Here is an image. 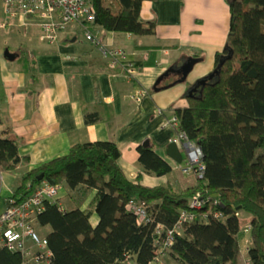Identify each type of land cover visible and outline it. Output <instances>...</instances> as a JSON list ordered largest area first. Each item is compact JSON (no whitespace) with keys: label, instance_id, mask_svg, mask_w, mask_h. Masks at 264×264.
Instances as JSON below:
<instances>
[{"label":"trees","instance_id":"16d2710c","mask_svg":"<svg viewBox=\"0 0 264 264\" xmlns=\"http://www.w3.org/2000/svg\"><path fill=\"white\" fill-rule=\"evenodd\" d=\"M143 1L92 0V24L153 34L156 21L140 17ZM229 7L226 44L232 55L187 104L173 108L176 132L184 131L202 150L201 174L197 163L192 174L183 169L186 156L178 162L183 175L195 180L146 183L140 172L128 175L114 140L77 141L20 176L12 193L17 204L43 181L66 190L58 200L43 199L31 217L37 230L48 227L38 231L47 237L55 264H169L163 257L176 264H264V0H230ZM248 14L258 31L247 27ZM228 48L216 51L215 66ZM85 119L99 116L88 112ZM137 149L143 170L164 176L173 169L152 145L139 143ZM26 158L11 129L0 132V169L12 170ZM195 197L204 203L191 206ZM134 204L144 207L142 215ZM21 259L20 252L0 249V264Z\"/></svg>","mask_w":264,"mask_h":264},{"label":"crops","instance_id":"0c3cea01","mask_svg":"<svg viewBox=\"0 0 264 264\" xmlns=\"http://www.w3.org/2000/svg\"><path fill=\"white\" fill-rule=\"evenodd\" d=\"M229 2L145 0L140 17L156 21L153 34L111 30L93 23L91 28L101 34L103 43L127 50L128 58L137 64L132 73L86 39L79 22H68L54 42H41L32 37L40 30L37 15L21 21L7 18L0 6V15H4L0 29L16 31L11 27H17L16 35L0 33V132L11 129L18 138V152L27 156L12 170L0 169V211L8 206V197L25 171L66 153L77 141L114 140L128 175L140 172L146 183L169 179L178 183V174L159 176L143 170L137 146L148 140L173 169H179V163L166 153L177 131L171 123L176 115L173 108L187 104L188 88L215 67L214 55L226 45ZM13 43L18 51L12 49ZM189 55L200 56V60L185 79H180L182 73L177 70L165 73ZM137 89L143 92L139 100L133 97ZM88 112L99 119L86 121ZM177 143L185 157V145ZM90 220L95 224L98 214L94 212Z\"/></svg>","mask_w":264,"mask_h":264},{"label":"built area","instance_id":"2783aa9c","mask_svg":"<svg viewBox=\"0 0 264 264\" xmlns=\"http://www.w3.org/2000/svg\"><path fill=\"white\" fill-rule=\"evenodd\" d=\"M0 6L7 18H16L21 21L29 20L37 15L40 30L32 37L41 42H54L61 28L70 21H77L82 24V32L86 39L98 45L103 54L111 56L113 63L122 62L130 73L134 72L136 64L128 58L127 50L123 46L103 43L101 34L93 32L91 26L95 14L92 0H0ZM2 25L3 22H0V26ZM26 38L29 39L31 36ZM142 93V89H137L133 97L139 100ZM171 123L178 124L176 115L171 118ZM172 140L181 141L186 147V161L183 169L192 174L194 172L192 165L197 163L201 174L203 154L198 144L189 141L184 131L176 132ZM62 189L61 185L43 181L24 203H10L1 210L0 249L6 248L20 252L22 256L20 264H55L47 237L40 234L32 224L30 215L42 208L43 199L62 198ZM204 201L203 197H195L191 201V206H200ZM133 207L141 215L145 210L140 204H134Z\"/></svg>","mask_w":264,"mask_h":264},{"label":"water","instance_id":"95a60500","mask_svg":"<svg viewBox=\"0 0 264 264\" xmlns=\"http://www.w3.org/2000/svg\"><path fill=\"white\" fill-rule=\"evenodd\" d=\"M226 48H228V45H225ZM8 53V52H7ZM232 55V49L228 48V51L226 53H223L220 57V60L217 64V66H215L211 71H209L207 74L199 77L194 83L193 85H191L188 88V95H194L195 91L199 89V91H201L203 85L209 80L214 78L215 76L219 75V71L221 68V65L223 64V62L225 61L226 58L230 57ZM200 60V56H196V55H189L185 61L178 67H174V66H170L165 73H168L171 70H180L182 73V76L180 77V79H185L188 75V73L191 71V69L193 68L194 64ZM145 145H147L149 143L148 140H145L143 142ZM166 153L175 161L180 162L183 159V154L181 149L178 146V143L174 140L169 141V143L166 146Z\"/></svg>","mask_w":264,"mask_h":264},{"label":"rangeland","instance_id":"374dc122","mask_svg":"<svg viewBox=\"0 0 264 264\" xmlns=\"http://www.w3.org/2000/svg\"><path fill=\"white\" fill-rule=\"evenodd\" d=\"M248 15H251L250 16V18L247 20V27L249 28V29H252L253 31H258L259 30V26L257 25V23L255 22V16L254 15H252V14H248ZM3 16L4 15H0V19H2L3 18ZM12 21H13V19H12ZM11 28H13V30H16V31H6V29H4V28H2V29H0V33L1 32H4V33H6V32H8L9 34H13V35H16V32H17V27H11ZM22 33H23V31H22ZM3 36L5 35V34H2ZM22 35V34H21ZM7 37V36H6ZM15 41H16V39H15ZM12 46H13V50L14 51H18L19 50V48L16 46V44H12ZM11 46V47H12ZM169 175L170 174H172V175H174V174H178V176H179V178H182V181L183 182H181V184H183V185H185V184H188V183H191L193 180H195V177L193 176H190V177H185L184 175H183V173H182V171H181V169L179 168H175V169H173L172 171H170L169 173H168ZM61 188H63L62 189V191H65L66 192V190H65V188L61 185ZM65 194V193H64ZM12 196V200H13V195H11ZM65 196V195H64ZM64 196H62V197H64ZM64 200H68V201H70V203L72 202L71 200V197H66ZM68 203V202H67ZM69 204V203H68ZM35 213H32L30 216H32L33 217V215H34ZM245 216H246V213L244 214ZM48 227H42V228H38V230L41 232V233H43V231L44 230H46ZM39 232V233H40ZM245 232V231H244ZM242 234H244V233H242ZM246 234V238H248V235H247V233H245ZM246 238H243V235H242V237H241V239H240V246H241V255H240V262H245V260H246V257L244 256V254H246V246H247V240H246ZM163 260H161L162 262H164L165 260L166 261H168L169 262V264H176L175 263V261H173V260H171V259H168V258H166V257H163L162 258Z\"/></svg>","mask_w":264,"mask_h":264},{"label":"bare ground","instance_id":"6f19581e","mask_svg":"<svg viewBox=\"0 0 264 264\" xmlns=\"http://www.w3.org/2000/svg\"><path fill=\"white\" fill-rule=\"evenodd\" d=\"M178 71H180V70H178ZM181 72V71H180ZM193 85V84H192ZM143 143V142H142ZM144 144V143H143ZM184 148H186L185 146H184ZM202 151V150H201ZM186 152V151H185ZM55 185H58V186H60L61 184H57V183H54ZM64 193H66L65 191H62V196H64L65 194ZM28 197L29 196H27L26 198L24 197V198H22V200H20L19 202H18V204H22V203H24L26 200H28ZM9 199H8V204H10V203H13V204H17V203H15L14 202V200H12V196L10 195V197H8Z\"/></svg>","mask_w":264,"mask_h":264},{"label":"flooded vegetation","instance_id":"af4514ba","mask_svg":"<svg viewBox=\"0 0 264 264\" xmlns=\"http://www.w3.org/2000/svg\"><path fill=\"white\" fill-rule=\"evenodd\" d=\"M198 90H199V89H198ZM198 90H196L195 93H196ZM195 93H194V94H195Z\"/></svg>","mask_w":264,"mask_h":264}]
</instances>
